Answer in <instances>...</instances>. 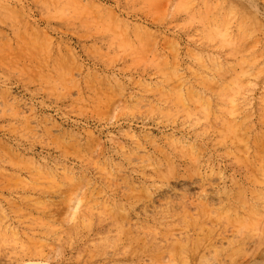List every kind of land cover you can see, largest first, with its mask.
Listing matches in <instances>:
<instances>
[{"label": "rangeland", "instance_id": "rangeland-1", "mask_svg": "<svg viewBox=\"0 0 264 264\" xmlns=\"http://www.w3.org/2000/svg\"><path fill=\"white\" fill-rule=\"evenodd\" d=\"M0 264H264V0H0Z\"/></svg>", "mask_w": 264, "mask_h": 264}]
</instances>
